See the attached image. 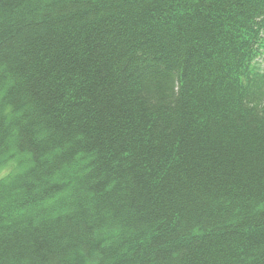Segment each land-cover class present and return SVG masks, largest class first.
<instances>
[{"label": "trees", "instance_id": "obj_1", "mask_svg": "<svg viewBox=\"0 0 264 264\" xmlns=\"http://www.w3.org/2000/svg\"><path fill=\"white\" fill-rule=\"evenodd\" d=\"M263 58L264 0H0V264H264Z\"/></svg>", "mask_w": 264, "mask_h": 264}, {"label": "rangeland", "instance_id": "obj_2", "mask_svg": "<svg viewBox=\"0 0 264 264\" xmlns=\"http://www.w3.org/2000/svg\"><path fill=\"white\" fill-rule=\"evenodd\" d=\"M261 65H262L263 70H264V58H263L262 61H261ZM4 173H7V170H6V171H3L1 174H4Z\"/></svg>", "mask_w": 264, "mask_h": 264}]
</instances>
